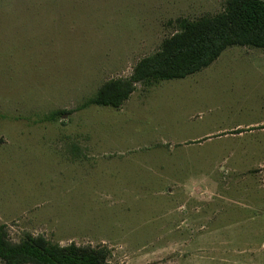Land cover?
I'll return each mask as SVG.
<instances>
[{
	"label": "rangeland",
	"instance_id": "rangeland-1",
	"mask_svg": "<svg viewBox=\"0 0 264 264\" xmlns=\"http://www.w3.org/2000/svg\"><path fill=\"white\" fill-rule=\"evenodd\" d=\"M227 0H0V224L108 264H264V48L89 101ZM2 264V262H0Z\"/></svg>",
	"mask_w": 264,
	"mask_h": 264
},
{
	"label": "trees",
	"instance_id": "trees-1",
	"mask_svg": "<svg viewBox=\"0 0 264 264\" xmlns=\"http://www.w3.org/2000/svg\"><path fill=\"white\" fill-rule=\"evenodd\" d=\"M264 48V0H227L222 13L184 21L161 48L141 58L127 78L106 81L89 102L118 108L137 82L184 78L212 63L227 47ZM2 264H108L100 248L52 244L41 236L8 238L0 224Z\"/></svg>",
	"mask_w": 264,
	"mask_h": 264
}]
</instances>
